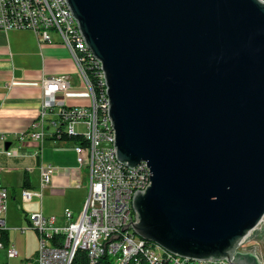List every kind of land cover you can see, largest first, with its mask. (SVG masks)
I'll use <instances>...</instances> for the list:
<instances>
[{"label":"water","instance_id":"water-1","mask_svg":"<svg viewBox=\"0 0 264 264\" xmlns=\"http://www.w3.org/2000/svg\"><path fill=\"white\" fill-rule=\"evenodd\" d=\"M65 2L103 73L117 159L149 168L120 231L245 264L264 219V0Z\"/></svg>","mask_w":264,"mask_h":264},{"label":"built area","instance_id":"built-area-1","mask_svg":"<svg viewBox=\"0 0 264 264\" xmlns=\"http://www.w3.org/2000/svg\"><path fill=\"white\" fill-rule=\"evenodd\" d=\"M0 30H31L41 41L48 42L51 31L56 32L71 55L77 74L92 94L88 106H68L56 98L58 92L70 88L68 75L44 78L37 118L26 131L14 136L17 147L29 140L41 144L47 137L63 135H80L85 140L83 145L73 142L77 163L87 170V194L82 209L75 214L65 208L61 219L40 211L27 214L28 227L37 234V252L29 264H99L105 257L110 264H230L225 259H178L153 242L138 241L130 226L120 231L130 221L132 184L147 185L148 167L141 162L135 171L126 172L114 162L110 152L113 127L109 124L104 91L96 97L85 75L81 56L87 47L76 21H71L65 0H0ZM97 67L101 74V68ZM7 141V135L0 133V142ZM5 154L11 152L7 149ZM39 170L37 195L40 196L41 190L51 183L54 167L41 165ZM21 197L29 201L32 192L24 188ZM8 198V190L0 187V249L5 248L7 256L13 258L17 250L13 245L6 247L3 238ZM246 241L249 236L237 251L251 250L241 249Z\"/></svg>","mask_w":264,"mask_h":264},{"label":"crops","instance_id":"crops-1","mask_svg":"<svg viewBox=\"0 0 264 264\" xmlns=\"http://www.w3.org/2000/svg\"><path fill=\"white\" fill-rule=\"evenodd\" d=\"M62 74L68 75L70 88L58 92L57 100L68 106H88L92 94L56 32L51 31L48 42L41 41L31 30H0V133H5L8 139L7 147L0 142V187L9 194L5 246L13 245L17 250V256L13 257L18 259L17 264L31 263L37 252V234L29 229L27 214L40 211L61 219L65 208L77 214L87 194V170L77 163L73 142L47 137L41 144L29 140L17 147L14 137L26 131L38 116L43 98L42 80ZM7 149L11 155L5 154ZM41 165L53 166L54 173L39 196ZM25 174L30 187L22 186ZM24 188L32 192L29 201L21 197ZM260 231L254 229L250 233V242L263 235ZM28 242L32 245H27ZM3 250L6 252L5 248L0 249V256L6 255L7 259H0V264H15Z\"/></svg>","mask_w":264,"mask_h":264},{"label":"trees","instance_id":"trees-1","mask_svg":"<svg viewBox=\"0 0 264 264\" xmlns=\"http://www.w3.org/2000/svg\"><path fill=\"white\" fill-rule=\"evenodd\" d=\"M93 58L87 53L83 52L81 56V63L85 72V75L93 89L94 94L99 96L104 91V85L102 84L101 74L100 71L95 64V62L92 60ZM55 140H64V141H71L74 143H78L80 145L85 144V140L80 135H63L60 138H53ZM23 187H30V179L27 174L24 176L23 180ZM4 243L7 241V233L4 232L3 235ZM99 264H110L109 260L105 257L104 259L100 260Z\"/></svg>","mask_w":264,"mask_h":264},{"label":"bare ground","instance_id":"bare-ground-1","mask_svg":"<svg viewBox=\"0 0 264 264\" xmlns=\"http://www.w3.org/2000/svg\"><path fill=\"white\" fill-rule=\"evenodd\" d=\"M69 16L71 18V21H75V19L73 18V16L71 15L70 13V10H69ZM87 53L93 58V56L91 55V53L88 51L87 49ZM94 59V58H93ZM92 59V60H93ZM95 62L96 65H99V68H100V64L97 60H93ZM101 77H103V73L101 71ZM104 78V77H103ZM103 83H104V79H103ZM104 101L106 103V107H107V112H108V99H107V96H106V92H105V86H104ZM109 124H110V121H109ZM110 152H111V155H114V162L115 164H117V167H120L121 169H123L124 171L126 172H133L136 170V168H139L141 166V162L139 164H137L136 166H134L133 168L131 167H128L126 165H123L116 157V149L114 148V141H113V131H112V136L110 137ZM147 167V166H146ZM148 172H149V168H148ZM149 184V182L147 183V185ZM145 184H132V189L129 191V202H130V219H131V222L134 223L135 222V212L133 210V207H132V198H133V193L139 189L140 191H143L146 186ZM131 230H132V227L130 226ZM133 231V230H132ZM136 238L138 241H146L142 238H140L138 235H136ZM164 252H168L166 251L165 249H163ZM178 259H185V257H180L178 256Z\"/></svg>","mask_w":264,"mask_h":264},{"label":"rangeland","instance_id":"rangeland-1","mask_svg":"<svg viewBox=\"0 0 264 264\" xmlns=\"http://www.w3.org/2000/svg\"><path fill=\"white\" fill-rule=\"evenodd\" d=\"M77 129L82 130L79 127ZM83 189L86 190V188H83ZM85 198H86V196H85ZM256 229L257 230H262L260 232H262L263 235L262 236H259L257 238H254V241L252 240L253 242H250V240L249 241H246L245 244L243 245V247H241V249H243V250H245V249L247 250L248 249L249 250V249L253 248L254 249L253 252L256 253V255L258 256V258L261 259V260H264V219H263L262 223L257 226ZM27 245L31 246L32 243L31 242H28ZM36 246H37V243H36ZM3 252H5V250H3ZM250 252H252V251L250 250ZM18 257H20V255H18ZM0 259H3V261H4L5 259H7L6 258V255L5 256L4 255L0 256ZM13 260H15L14 261L15 264L18 263V259L13 258L10 261H13Z\"/></svg>","mask_w":264,"mask_h":264},{"label":"flooded vegetation","instance_id":"flooded-vegetation-1","mask_svg":"<svg viewBox=\"0 0 264 264\" xmlns=\"http://www.w3.org/2000/svg\"><path fill=\"white\" fill-rule=\"evenodd\" d=\"M253 252L247 251V252H242L241 255L239 256V259L244 262L245 264H254L252 258H250V255Z\"/></svg>","mask_w":264,"mask_h":264}]
</instances>
